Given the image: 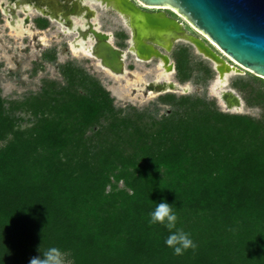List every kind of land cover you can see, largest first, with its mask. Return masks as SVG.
Instances as JSON below:
<instances>
[{"label":"trees","instance_id":"trees-1","mask_svg":"<svg viewBox=\"0 0 264 264\" xmlns=\"http://www.w3.org/2000/svg\"><path fill=\"white\" fill-rule=\"evenodd\" d=\"M171 55L180 83L215 75L188 45ZM59 70L64 83L23 100L0 89V264H29L52 247L70 264H264V78L231 80L259 116L166 93L158 117L118 107L73 61ZM161 202L194 250L174 255L169 230L149 224Z\"/></svg>","mask_w":264,"mask_h":264},{"label":"rangeland","instance_id":"rangeland-1","mask_svg":"<svg viewBox=\"0 0 264 264\" xmlns=\"http://www.w3.org/2000/svg\"><path fill=\"white\" fill-rule=\"evenodd\" d=\"M6 3V0H0V89L2 96L8 102L23 100L25 97L37 93L47 82L64 83L59 68L62 64L73 61L97 78L110 91L118 107L131 106L140 110L148 109L154 115L160 117L169 110V106L160 103L158 101L159 96L166 93H175L177 95H200L208 99H214L221 110L230 113H243L253 116H259L260 114L259 108L247 107L245 102L240 111L227 110L212 90L213 86L221 81L214 70L213 62L200 54L193 45L181 40L175 42V46L188 45L196 59L208 63L215 71V75L206 83H195L193 80L180 83L175 77L176 70L171 71L168 78L182 85L185 90L162 93L153 91V88L149 87V83L161 76L163 69L160 66V59L153 58L148 61L138 59L129 50V43L124 42L123 45H120L117 42L114 33L120 29L128 33V25L120 13L107 5L91 2L94 15L90 21L99 30L110 33L112 43L125 50L126 74L113 73L110 69L101 65L96 56L88 55L81 49L74 51L71 42L74 40L75 31H71L59 21H51L48 27L42 31L32 28L31 17L37 15V12L25 5L19 7L17 10L19 20L12 24L9 14L3 12ZM26 16L30 18L29 21H26ZM76 20L80 23L83 22L82 19ZM180 20L185 27L187 22L193 29L186 30L188 33L203 39L208 38L184 17L181 16ZM50 53L55 54L56 58L54 60L47 58L46 55ZM170 56L172 58L171 53ZM172 60L174 59L172 58ZM248 73L252 72L245 68H242L238 73H226V86L232 87L231 80L234 77L247 76ZM238 94L240 93L238 92ZM17 113L23 117V127L30 125L29 119L32 116L29 113L23 111ZM3 144L4 142L0 141V146ZM120 186H123V184L120 183ZM63 259L64 264H70L71 260L67 254L63 255Z\"/></svg>","mask_w":264,"mask_h":264},{"label":"water","instance_id":"water-1","mask_svg":"<svg viewBox=\"0 0 264 264\" xmlns=\"http://www.w3.org/2000/svg\"><path fill=\"white\" fill-rule=\"evenodd\" d=\"M101 1L125 18L132 30L129 50L133 45L139 59L158 58L175 71L170 53L175 42L181 40L213 62L220 80L226 81V73H238L242 68L264 78V0H136L145 6L176 10L206 39L188 33L183 22L165 11H148L135 0ZM90 26L97 38L91 47L92 54L113 73L126 74L125 50L112 43L109 33L95 29L91 23ZM149 87L162 93L161 86L153 82Z\"/></svg>","mask_w":264,"mask_h":264},{"label":"flooded vegetation","instance_id":"flooded-vegetation-1","mask_svg":"<svg viewBox=\"0 0 264 264\" xmlns=\"http://www.w3.org/2000/svg\"><path fill=\"white\" fill-rule=\"evenodd\" d=\"M7 3L4 5V13H8L11 17L10 22L14 24L19 18L17 17V10L21 5H25L37 12V15L31 17L32 18V28L35 30H44L48 27L51 21H59L67 26L69 29L73 28L74 25L80 24L84 26L83 34L86 36V41L90 39L92 45L97 41L96 37H93L92 32L90 30V23L93 27L99 30L90 19L94 15L93 7L91 2H96L100 4L98 0H6ZM136 1V0H135ZM138 3V1H136ZM143 9L148 11H165L167 15L170 17H174L180 20L181 16L177 13L176 10L171 8H161V7H149L145 6L142 3H138ZM183 17V16H182ZM26 21H29V17H25ZM76 19H82V23L77 21ZM181 21V20H180ZM185 27V26H184ZM191 27L186 22V30H189ZM128 33H126L123 29H120L114 33V37L117 39V42L120 45H123L124 42L129 43L131 45L132 41V30L128 27ZM191 30H193L191 28ZM102 31V30H99ZM105 32V31H104ZM108 33V32H107ZM79 33L75 31L74 38ZM110 34V33H109ZM111 35V34H110ZM112 40V37H111ZM158 47V46H157ZM161 51H164L162 47H158ZM135 56L136 54L133 53ZM137 58V56H136ZM158 59V58H155ZM175 62V61H174Z\"/></svg>","mask_w":264,"mask_h":264},{"label":"clouds","instance_id":"clouds-1","mask_svg":"<svg viewBox=\"0 0 264 264\" xmlns=\"http://www.w3.org/2000/svg\"><path fill=\"white\" fill-rule=\"evenodd\" d=\"M149 215V224L159 223L169 230L170 234L166 238L165 244L173 250L174 255L181 256L187 250L196 248V244L190 238V234L176 228L178 217L174 213L172 205L161 202L156 205ZM174 229L175 231H173ZM63 255L58 248L52 247L44 251L40 256L31 258L29 264H64Z\"/></svg>","mask_w":264,"mask_h":264},{"label":"bare ground","instance_id":"bare-ground-1","mask_svg":"<svg viewBox=\"0 0 264 264\" xmlns=\"http://www.w3.org/2000/svg\"><path fill=\"white\" fill-rule=\"evenodd\" d=\"M98 1L102 2L101 0H98ZM83 28H84L83 25L76 24L74 25L73 28L70 29L71 31H77L79 33L74 38V40L71 42L72 49L74 51L81 49L86 54L93 55L91 51L92 42L87 43L86 36L85 34H83V30H84ZM130 51L135 53L133 49V45ZM167 64H168L167 62L160 60V66L163 69V71L161 73V76H159V78L153 81V83L155 85L161 86L162 92L163 91H183L185 90V88L182 85L168 78V74L171 73V70L168 68ZM212 90L214 94L219 97L220 101L226 107L227 110H230V111L242 110L243 102L240 96L233 88H229L226 86V81L221 80L219 83L213 86ZM153 91L158 92L155 89H153Z\"/></svg>","mask_w":264,"mask_h":264}]
</instances>
